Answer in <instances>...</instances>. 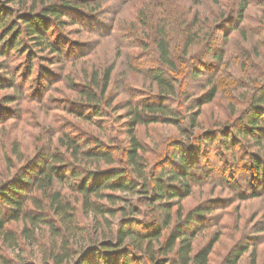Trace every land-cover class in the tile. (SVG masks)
<instances>
[{
  "label": "rangeland",
  "instance_id": "1",
  "mask_svg": "<svg viewBox=\"0 0 264 264\" xmlns=\"http://www.w3.org/2000/svg\"><path fill=\"white\" fill-rule=\"evenodd\" d=\"M37 1V7L42 2H61ZM88 1L92 7H69L66 25L48 31L50 42L59 48L57 53L40 50L22 37L21 54L6 51L0 56V185L29 178V184L19 185L24 213L0 230V264H46L52 262V251L70 256L62 264H74L96 250L107 234L115 233L120 214L95 217L84 212L81 195L73 187L76 180L66 177L42 189L35 176L47 164H56L53 156L72 162V151L63 145L69 139L100 144L113 155L112 166H124L130 109L160 102L157 95L162 91L152 80L156 72L174 83V92L161 100L176 112L180 123L136 126L147 171L160 174L178 168L170 160L172 153L186 150L194 160L189 171L194 177L187 181L190 193L172 201L170 228L176 221H189L184 230L191 239V255L210 246L208 264H264V121L260 133L252 136L243 134L240 119L264 85V0H248L241 18L238 10L232 15L226 6L233 0ZM234 1L231 8L239 4ZM71 18L75 23L69 22ZM161 30L172 68L161 63L153 43L155 32ZM105 70L112 71L101 96L97 81ZM193 71L198 72L196 79H192ZM211 84L215 96L199 105ZM87 91L95 93L97 100L88 102ZM192 112L197 117L191 135ZM234 128L242 133L232 146L235 132L226 142L223 134ZM208 134L216 138L212 143L205 142ZM108 166L100 162L101 168ZM53 192L75 212L72 229H61L59 234L45 223L53 218L47 208L48 194ZM113 193L138 208L137 213L128 214L132 220L152 225L154 212L146 200ZM96 199L110 206L106 198ZM122 202L117 201L114 208ZM0 208L8 209L1 201ZM10 215L6 213L5 218ZM136 229L144 230L141 225Z\"/></svg>",
  "mask_w": 264,
  "mask_h": 264
},
{
  "label": "trees",
  "instance_id": "2",
  "mask_svg": "<svg viewBox=\"0 0 264 264\" xmlns=\"http://www.w3.org/2000/svg\"><path fill=\"white\" fill-rule=\"evenodd\" d=\"M37 3V0H0V56H3L6 51L21 54L22 37L29 38L32 41L31 44L40 50L47 48L51 52L57 53L59 48L53 42H50L47 37L50 28L55 25L61 27L66 25L64 18L69 11V7H72V9L92 7V3L88 0L42 2L39 7H37ZM238 3L235 8H231L235 4L234 0L231 5L227 3L226 6L232 15H236L238 10L237 17L241 18L243 9L247 7L249 1L239 0ZM69 22L75 23L73 18L69 19ZM164 33V30L156 31L153 43L161 63L172 68L174 64L169 55V46L165 41ZM209 51L210 46L207 48V53ZM111 71L105 70L101 80L97 81L103 89L101 90V96L108 87ZM191 76L192 79H196L198 72L193 71ZM152 80L156 82L159 91H162L157 95L160 102L158 104L155 102L138 104L130 109L129 120L127 121L129 145L126 150L127 158L124 166H112L115 163L113 155L103 150L100 144L90 146L89 142L79 144L80 140L69 139L67 142L64 141L63 145L72 151V162H67L68 160L63 157L53 156L51 161L54 159L56 164L50 162L51 164L45 166V171H39L38 176H35L42 189H45L44 187L51 188L55 181L64 180L66 177L76 180L73 187L81 195L84 212H91L95 217H105L106 214L110 216H114L116 213L120 214L115 233L111 237H109L110 234H107L105 237H108L107 240H103L93 252L83 256V258H77L74 264H130L131 261L136 262V260H145L146 264H208L210 246L204 247L191 255V239L184 230L187 225L185 223H189V221H184L182 224L176 221L174 226L170 228L172 201L174 199L181 200L182 197L190 193L189 182L187 181L193 180L194 177L189 172L190 168L194 166L193 156L186 154V150L180 153H172L170 160L178 167L177 170H161L160 174H155L153 171H147V164L140 153L141 144L135 134L137 125L160 122L172 123L178 126L180 123L176 112L161 100V97L167 99L174 92V83L168 80L162 72L152 74ZM215 94L216 88L211 84V88L205 92L198 104L201 105L211 101ZM84 96H86L88 102L97 100L96 94L90 91H87ZM88 105L94 104L88 103ZM262 105L264 106V85L261 87L258 97L253 96L247 108L248 112L246 111L240 117L244 126V135L249 134V132L252 133V136L260 133L258 130L262 128V121H264V107ZM247 113L248 115L244 116ZM196 117L195 112L190 114L189 129H191V135L196 126ZM232 131L235 134L230 143L234 146L237 134L242 132L240 128L229 130L223 134L225 142ZM213 139L216 138L208 134L205 142L208 140L212 143ZM100 162L111 166L101 168ZM254 166L255 171L259 172L261 164L257 162ZM28 179L26 176H22L19 181L8 186L6 184L0 185V201L8 208L6 211L0 208L1 231L9 220H16L24 213V201L18 196L22 190L19 185L22 183L29 184ZM175 181L179 183L178 186L174 185ZM105 190L110 193H104ZM115 191L135 194L140 199L146 200L154 212L152 225H143L132 220L133 217L128 216V214L137 213L138 208L127 202V199L123 196L114 194ZM94 197L106 198L110 206L99 204V199ZM47 201V208L53 215V218H49L45 222L49 229L58 234L61 233V229L66 232L71 230L75 218L74 207L68 201L62 200L60 194L55 192L48 194ZM117 201H123V204L118 208H114ZM36 205L38 208L43 209L44 205L40 201H37ZM38 211L40 213L44 212V210ZM8 212L11 215L5 218ZM48 215V212H46L44 219ZM177 215L178 219L181 218L179 207L177 208ZM190 218L191 214L189 213L187 220ZM57 223H59V226H57ZM140 225L144 229L143 231L136 229ZM63 240L61 242L62 250L65 243ZM92 256H94V259H92ZM49 258L52 262L46 264H62L70 256L68 254H56L52 251Z\"/></svg>",
  "mask_w": 264,
  "mask_h": 264
}]
</instances>
